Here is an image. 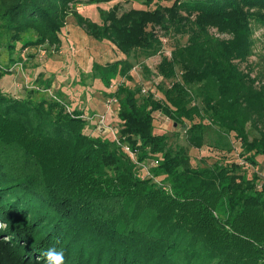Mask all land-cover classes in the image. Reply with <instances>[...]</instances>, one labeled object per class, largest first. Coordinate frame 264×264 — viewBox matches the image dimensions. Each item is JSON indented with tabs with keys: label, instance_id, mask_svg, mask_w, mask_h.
<instances>
[{
	"label": "trees",
	"instance_id": "16d2710c",
	"mask_svg": "<svg viewBox=\"0 0 264 264\" xmlns=\"http://www.w3.org/2000/svg\"><path fill=\"white\" fill-rule=\"evenodd\" d=\"M162 1L172 4L100 9L98 23L79 11L80 0H0V82L36 57L38 50L25 59L28 49L61 52L70 14L126 55L94 61L93 71L108 88L124 78L106 95L118 98L113 120L136 155L78 104L68 111L49 92L51 80L39 76L25 96L0 84V264H46L51 247L64 264H264V85L241 67L254 55L264 0ZM158 27L187 37L157 65L172 79L159 84L160 98L134 83L129 59L162 51ZM156 111L184 127L186 144L156 131ZM229 134L241 142L236 160L192 164L188 145L201 149L213 136L216 150L231 153ZM155 160L143 175L141 164ZM222 202L226 215L216 213Z\"/></svg>",
	"mask_w": 264,
	"mask_h": 264
},
{
	"label": "rangeland",
	"instance_id": "374dc122",
	"mask_svg": "<svg viewBox=\"0 0 264 264\" xmlns=\"http://www.w3.org/2000/svg\"><path fill=\"white\" fill-rule=\"evenodd\" d=\"M89 0H80L77 5L79 11L86 17L101 23L100 9H111L115 6L121 14L123 11L132 8L147 9L146 0H106L100 3H88ZM154 3H161L164 6H169L172 1L154 0ZM150 8H155V5ZM163 42V49L154 56L147 57L140 51L132 53L129 59L134 64L131 74L134 77V83L146 87L149 92L155 93L156 97H163L159 90V84L164 81L163 86H169L172 79H163L157 74V65L162 59V55H170V51L178 44L186 41L187 37H182L177 34H165L159 27L156 28ZM254 55L247 61L243 62L241 67L243 69H251L253 75H258L260 84L264 85V25L254 23ZM216 32V30H213ZM228 37V35H220ZM62 51L52 52L49 47L31 48L23 52L22 56L26 59L29 51H37L36 57L30 58L16 65L14 74L5 75L0 84L4 92L11 96H25L26 89L36 84V79L42 76L44 80H51L52 93L62 97V100L67 102L70 107L80 105L87 107L88 110H98L95 113H101L103 106V97L105 88L102 79L94 77L93 64L94 61L106 64L115 60L125 58L123 54L111 41L108 39L99 40L94 38L87 32L86 27L79 24L73 14L67 18V22L61 33ZM20 54H16V58L21 59ZM144 67L150 69L151 74H147ZM180 77V70H178L177 78ZM124 78L114 79L112 83L116 86ZM60 87V88H59ZM113 90V88H109ZM107 89V92H109ZM51 95V94H50ZM68 96H72L71 102ZM201 99L198 100V102ZM72 106V107H73ZM118 105L114 108L116 113ZM94 113V112H93ZM87 114H92L87 112ZM155 125L157 132H165L169 136V142H178L186 144L183 136L184 127H176L171 119L164 116L160 111L154 113ZM112 124L117 126L118 120L111 119ZM214 139L212 136L207 140L206 145L201 148H195L188 145V149L192 155L193 165H204V163L213 164L217 159H225L227 161L236 160L241 151V142L234 134H229L227 141L234 144V151L231 153L221 152L215 149L210 142ZM258 166L264 168V157H258ZM143 175L148 174V169L140 170ZM165 190L171 192L170 187L165 186ZM221 210L216 213L218 215H226V202H222ZM0 224H2L0 222ZM7 238V236H5Z\"/></svg>",
	"mask_w": 264,
	"mask_h": 264
},
{
	"label": "built area",
	"instance_id": "2783aa9c",
	"mask_svg": "<svg viewBox=\"0 0 264 264\" xmlns=\"http://www.w3.org/2000/svg\"><path fill=\"white\" fill-rule=\"evenodd\" d=\"M171 54V51H170ZM124 80V79H123ZM122 80V81H123ZM116 85L114 83L111 84V88L115 89ZM148 91V89L146 87L142 88V92L146 93ZM49 92L52 93V90L49 89ZM115 105L117 107V109H119V101L118 98L115 96H112L109 98L108 102H107V109L104 112L101 113H95V114H86L83 115V117L87 118V119H93L97 121V129L99 132L101 133H111L113 138L115 140L118 141V143L122 144L124 149L133 157L135 158V152L132 150L131 146L128 145L127 143H124L121 139L120 136L118 134V127L114 124H112V122L110 121L111 119H113V117L117 114L116 111H114ZM67 109L68 111H71V107L69 105H67ZM158 161L155 160L152 163H142L141 166L143 169H148V175H149V168L152 165H157Z\"/></svg>",
	"mask_w": 264,
	"mask_h": 264
},
{
	"label": "clouds",
	"instance_id": "9594fccd",
	"mask_svg": "<svg viewBox=\"0 0 264 264\" xmlns=\"http://www.w3.org/2000/svg\"><path fill=\"white\" fill-rule=\"evenodd\" d=\"M6 224H0V228H6ZM46 264H64V253L55 247L47 249L43 253Z\"/></svg>",
	"mask_w": 264,
	"mask_h": 264
},
{
	"label": "crops",
	"instance_id": "0c3cea01",
	"mask_svg": "<svg viewBox=\"0 0 264 264\" xmlns=\"http://www.w3.org/2000/svg\"><path fill=\"white\" fill-rule=\"evenodd\" d=\"M59 88H60V87H59ZM107 89L109 90V88H105V89L103 90V92H104V97H103V101H102L103 106H102V109L100 110L101 112L106 111V109H107V102H108V100H109V98H110L109 96L106 95V93H108V92H107ZM109 91H110V90H109ZM68 97H69L70 102H71V98H72V96H68ZM70 97H71V98H70ZM71 103H72V102H71ZM79 104H81V103H78V106H79ZM115 107H116V105H115ZM78 109H83L86 113H87V112L93 113V112L98 111V110H88L87 107L84 106V105H83V107H82V105H80V108L78 107Z\"/></svg>",
	"mask_w": 264,
	"mask_h": 264
}]
</instances>
